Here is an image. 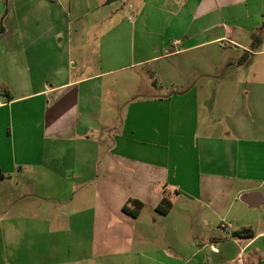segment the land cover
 <instances>
[{
    "label": "crops",
    "instance_id": "0c3cea01",
    "mask_svg": "<svg viewBox=\"0 0 264 264\" xmlns=\"http://www.w3.org/2000/svg\"><path fill=\"white\" fill-rule=\"evenodd\" d=\"M129 2V28L116 19L89 34L84 24L105 21L122 0H0V264H264V0ZM252 9L262 24L256 46L241 41L254 27L208 31L250 21ZM170 24L181 41L197 24L207 40L193 46L226 39L250 62L212 59L198 83L171 93L108 95L119 82L105 76L135 83L162 55ZM88 34L102 43L98 69L76 70L77 39ZM249 192L258 193L252 205L241 199ZM163 194L172 206L153 218ZM133 199L137 216L122 209ZM168 220L204 234L161 254L143 236ZM242 229L252 235L232 234ZM27 248L36 260L26 261Z\"/></svg>",
    "mask_w": 264,
    "mask_h": 264
},
{
    "label": "rangeland",
    "instance_id": "374dc122",
    "mask_svg": "<svg viewBox=\"0 0 264 264\" xmlns=\"http://www.w3.org/2000/svg\"><path fill=\"white\" fill-rule=\"evenodd\" d=\"M130 0H122V3L118 6L116 5L114 7L113 13L103 22L93 24H84V30H88L89 34H93L97 32L100 28V31H103L105 28H109L111 24L114 23V21L117 19L118 22H122V27H128L129 25H132L134 22V14L129 8V4H132V2H129ZM238 8H244L243 6H238ZM53 12L56 13L55 7L53 8ZM251 20L247 21L245 23H230L225 22V24H218L216 28L208 30H217L219 32V35H227L230 37L231 33L234 30L235 25H241V26H247V27H254L253 28V35L246 34V38H241V41H250L251 39V46L254 47L257 44V41L259 40L260 35V27L262 24H259L260 21L257 19L254 9H252ZM263 23V22H262ZM48 24H38V26H33L32 24H22L21 26H24V28L29 30H38L41 32H46L48 30ZM174 24H170V27ZM197 24H194L193 28H191V33H194L188 40L181 41L179 39V30L175 28L174 26L171 27V32L169 30H165L164 32V40L165 44L164 47L162 45H158L157 53L162 55L159 58H156L154 60H151L149 63H147L144 67V71L141 72L140 76L139 74H135L134 76V82L132 85L128 84L129 79L125 76H121L120 78H117V74L105 76L107 80H115L119 82L116 90H113L110 94L112 95L115 93H118L121 95L125 100L131 95V92L135 94H139L140 97H144V95L149 94H163V93H171L173 90L181 89L180 83L183 82H199L201 79L200 75V69L202 65H206L205 62H208L210 60L214 61H221L222 63H232V64H243L250 62V55L247 54L246 51L241 49H236L233 45H230L227 43L226 39L223 41H213V42H205L201 45L193 46L201 41L207 40V34L206 32L205 37L202 35L204 32L199 33L198 31L201 29L200 27H195ZM259 25V26H258ZM257 26V27H255ZM259 27V28H258ZM24 30V29H23ZM149 27L145 26V35L149 31ZM150 33V32H149ZM170 33V35L168 34ZM88 34V38L84 40H78L77 39V46H76V55H77V66L76 70H80L81 68L89 67L91 71H96L98 69V57H97V49L102 46L101 40L99 38H96L92 35ZM212 37V36H211ZM58 38H61V35H59ZM174 39H178L177 41H174ZM157 40V39H156ZM147 41V39H146ZM151 41L154 42L155 39L151 38ZM174 41V42H173ZM103 42V41H102ZM160 43V40H158V44ZM88 44V46H87ZM86 45L87 47H90L92 49V54L89 58H83L80 56L79 52L81 48L83 49ZM193 46V47H192ZM180 48H186L182 51L177 52H171L176 49ZM94 50V52H93ZM83 58V60H82ZM232 61V62H231ZM252 62V61H251ZM145 73L149 74L148 78L145 77ZM119 74V73H118ZM144 74V75H143ZM142 76V77H141ZM146 80V81H143ZM123 82V83H122ZM129 85V86H128ZM150 85L152 87H150ZM154 85H157L156 87ZM111 89V88H110ZM107 95V96H108ZM161 187L159 185L155 186V190L158 191ZM162 191V190H160ZM165 196V194H163ZM167 196V195H166ZM130 206V204H128ZM153 218H159L160 213L155 210L152 211ZM172 217L179 218L181 216L180 214V206L177 203L175 205V209L171 215ZM172 224L169 220L164 223H157L154 225L150 231L144 235V241L147 243L153 245V248L159 249L161 254L169 255L171 252L172 245L175 243H186V244H194L197 241L201 239L202 233L200 231V226L198 224L196 225L194 222L190 223L188 222L187 225H185L182 229H170L168 228V225ZM34 245V243H33ZM35 246V245H34ZM7 249V248H5ZM34 248H27V255L28 256V262L36 260V256H33L32 254L35 253L33 250ZM11 250V251H10ZM31 250V251H30ZM9 253H16L17 251L21 253L22 248L21 247H13L9 248ZM10 255V254H9ZM12 260H9L8 262L11 264ZM124 261V262H123ZM123 261H119L118 264H131L130 259H124ZM13 264H15V261H12ZM35 264V262L31 263ZM63 264V263H62ZM86 264H103V263H86ZM105 264H114L113 262H106Z\"/></svg>",
    "mask_w": 264,
    "mask_h": 264
},
{
    "label": "trees",
    "instance_id": "16d2710c",
    "mask_svg": "<svg viewBox=\"0 0 264 264\" xmlns=\"http://www.w3.org/2000/svg\"><path fill=\"white\" fill-rule=\"evenodd\" d=\"M263 25H264V22H263ZM6 93L8 92L6 91ZM132 203H133V207H130L127 203H125L122 206V209L124 212L132 216H137L142 207V202L137 199H133ZM171 206H172V203L170 199L165 195L160 199L159 203L156 205V210L161 214H166L170 210ZM232 234L234 236H241V237H246V235H249V236L252 235L251 232L248 231V229L233 231Z\"/></svg>",
    "mask_w": 264,
    "mask_h": 264
},
{
    "label": "water",
    "instance_id": "95a60500",
    "mask_svg": "<svg viewBox=\"0 0 264 264\" xmlns=\"http://www.w3.org/2000/svg\"><path fill=\"white\" fill-rule=\"evenodd\" d=\"M257 196V192H249L244 194L241 199L245 201L248 205H252L254 203L253 201L256 199Z\"/></svg>",
    "mask_w": 264,
    "mask_h": 264
},
{
    "label": "built area",
    "instance_id": "2783aa9c",
    "mask_svg": "<svg viewBox=\"0 0 264 264\" xmlns=\"http://www.w3.org/2000/svg\"><path fill=\"white\" fill-rule=\"evenodd\" d=\"M221 226H224V224L222 223Z\"/></svg>",
    "mask_w": 264,
    "mask_h": 264
}]
</instances>
